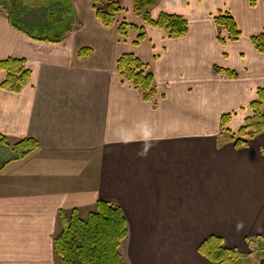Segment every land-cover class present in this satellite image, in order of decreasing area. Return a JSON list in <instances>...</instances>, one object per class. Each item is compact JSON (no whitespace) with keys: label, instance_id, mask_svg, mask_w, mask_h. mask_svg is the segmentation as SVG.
<instances>
[{"label":"crops","instance_id":"obj_1","mask_svg":"<svg viewBox=\"0 0 264 264\" xmlns=\"http://www.w3.org/2000/svg\"><path fill=\"white\" fill-rule=\"evenodd\" d=\"M69 1L77 26L58 44L20 33L0 9V62L31 71L13 93L0 70V135L39 145L18 161L0 148L11 154L0 161V264H61L58 212L85 219L102 200L125 217L126 264H213L198 248L211 236L248 254L246 239L264 237V132L237 148L220 118L232 114L227 130L237 133L264 89V53L251 44L264 34V0H158L152 20L187 21L177 38L136 17L132 0H118L106 27L93 0ZM223 12L240 31L235 42L217 40ZM123 22L134 27L125 38ZM131 54L154 76L151 100L117 72Z\"/></svg>","mask_w":264,"mask_h":264},{"label":"trees","instance_id":"obj_2","mask_svg":"<svg viewBox=\"0 0 264 264\" xmlns=\"http://www.w3.org/2000/svg\"><path fill=\"white\" fill-rule=\"evenodd\" d=\"M158 0H132L133 13L143 17L150 27L166 30L170 37H182L188 33L187 21L179 15L160 14L152 20L149 12L157 5ZM96 17L109 26L115 22L117 14L122 12L118 0H93ZM0 9L5 13L12 28L34 41L58 44L73 32L77 26L74 8L69 0H46V2L26 3L24 0H0ZM218 29L217 40L220 44L226 41L235 42L240 31L233 17L226 12L219 13L213 18ZM118 34L125 38L133 26L126 23L118 25ZM225 32L226 36H222ZM142 30L137 36L141 41ZM252 46L264 53V34L251 38ZM82 56L87 50L81 51ZM117 72L146 100L155 95L154 76L146 63H142L134 55H122L117 62ZM0 70L5 71L6 77L1 88L18 93L25 87L31 76L24 60L6 59L0 62ZM228 75L234 73L227 71ZM257 100L250 103L251 118L246 119L239 131L234 134L227 130L232 114L222 116L220 127L235 142V146H248L249 140L264 132V89H258ZM39 147L34 139L22 140L9 145L7 139L0 135V148L12 152L11 161L23 160ZM60 233L55 237L54 252L61 264H126L120 248L126 241L128 228L121 209L107 201H97L85 219L80 218L77 210L59 211ZM248 254H241L236 249L223 245L222 239L211 236L199 245V253L213 264H257L264 259V237L248 238Z\"/></svg>","mask_w":264,"mask_h":264},{"label":"rangeland","instance_id":"obj_3","mask_svg":"<svg viewBox=\"0 0 264 264\" xmlns=\"http://www.w3.org/2000/svg\"><path fill=\"white\" fill-rule=\"evenodd\" d=\"M46 2V0L42 1L41 3H44ZM236 134V133H235ZM230 135V134H228ZM10 153L8 151H3V149H1V152H0V161H6L7 158H9L11 156V154L9 155Z\"/></svg>","mask_w":264,"mask_h":264}]
</instances>
